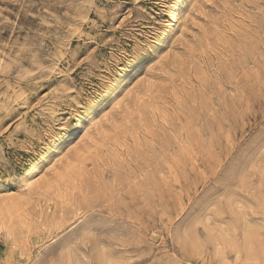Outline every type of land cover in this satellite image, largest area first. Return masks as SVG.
<instances>
[{"label": "rangeland", "instance_id": "374dc122", "mask_svg": "<svg viewBox=\"0 0 264 264\" xmlns=\"http://www.w3.org/2000/svg\"><path fill=\"white\" fill-rule=\"evenodd\" d=\"M0 264H264V0H0Z\"/></svg>", "mask_w": 264, "mask_h": 264}, {"label": "snow or ice", "instance_id": "6c2138e0", "mask_svg": "<svg viewBox=\"0 0 264 264\" xmlns=\"http://www.w3.org/2000/svg\"><path fill=\"white\" fill-rule=\"evenodd\" d=\"M142 50H143V49L141 48V50H140V51L142 52ZM90 222H91V221H90Z\"/></svg>", "mask_w": 264, "mask_h": 264}]
</instances>
